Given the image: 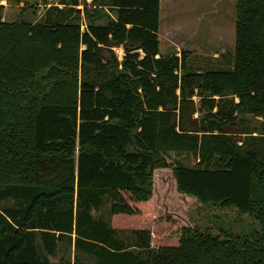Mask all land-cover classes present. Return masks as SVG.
<instances>
[{
    "label": "trees",
    "instance_id": "1",
    "mask_svg": "<svg viewBox=\"0 0 264 264\" xmlns=\"http://www.w3.org/2000/svg\"><path fill=\"white\" fill-rule=\"evenodd\" d=\"M59 2L35 23L0 4V264H264V0L235 1L229 65L204 69L159 53V0ZM159 173L246 226L152 245Z\"/></svg>",
    "mask_w": 264,
    "mask_h": 264
},
{
    "label": "rangeland",
    "instance_id": "2",
    "mask_svg": "<svg viewBox=\"0 0 264 264\" xmlns=\"http://www.w3.org/2000/svg\"><path fill=\"white\" fill-rule=\"evenodd\" d=\"M60 0H1L3 6L1 17L4 21L22 18L28 22L40 21L45 7L55 5L62 7ZM91 0H77L75 9L81 11L84 4L90 7ZM236 0H159L158 40L161 55H176L185 52L190 69L224 68L229 65L234 43V20ZM68 5V4H67ZM80 29H83V14H79ZM120 58V52L116 53ZM194 101L197 97H193ZM198 117L193 113L190 118ZM256 127L264 126V118L248 119ZM178 159L186 166H192L194 158L181 155ZM168 177L157 174L153 178L152 212L153 219L144 223L151 230V242L165 244L176 236L178 224H189L212 228L219 223L228 232H240L246 226L235 219L233 211L196 204L194 200L182 199L175 202L170 197ZM106 207L93 212V215H106ZM215 215L216 218H211ZM165 216L170 218L165 221ZM244 222H251L241 216ZM156 219V220H155ZM247 219V220H246ZM153 222V223H152ZM216 232L214 229H211ZM118 237L129 238L127 230H116ZM130 240V238H129ZM131 242V241H130ZM92 262V257L88 259Z\"/></svg>",
    "mask_w": 264,
    "mask_h": 264
},
{
    "label": "crops",
    "instance_id": "3",
    "mask_svg": "<svg viewBox=\"0 0 264 264\" xmlns=\"http://www.w3.org/2000/svg\"><path fill=\"white\" fill-rule=\"evenodd\" d=\"M0 1H1V0H0ZM115 52H116V53H119V52H120V55H121V49H120V48L115 49ZM159 53H160V50H159Z\"/></svg>",
    "mask_w": 264,
    "mask_h": 264
}]
</instances>
